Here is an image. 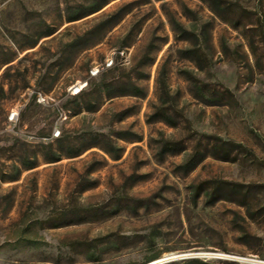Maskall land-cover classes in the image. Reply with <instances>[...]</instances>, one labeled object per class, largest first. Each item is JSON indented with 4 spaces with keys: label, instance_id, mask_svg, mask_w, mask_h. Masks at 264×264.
<instances>
[{
    "label": "rangeland",
    "instance_id": "374dc122",
    "mask_svg": "<svg viewBox=\"0 0 264 264\" xmlns=\"http://www.w3.org/2000/svg\"><path fill=\"white\" fill-rule=\"evenodd\" d=\"M193 253L264 261V0H0V264Z\"/></svg>",
    "mask_w": 264,
    "mask_h": 264
},
{
    "label": "built area",
    "instance_id": "2783aa9c",
    "mask_svg": "<svg viewBox=\"0 0 264 264\" xmlns=\"http://www.w3.org/2000/svg\"><path fill=\"white\" fill-rule=\"evenodd\" d=\"M117 55H119L122 59H124L126 57V52L125 51H119L117 53ZM114 58H108L106 59L105 61V65H104V68H111L114 66ZM101 70H100V67H93L91 70H90V76L92 78H95L97 76H99ZM87 86V83H80V84H77V85H74L71 87V93L73 95H78L80 94L83 89ZM16 114L15 113H12L11 116H10V120H14L16 118ZM215 254H218V253H201L200 255L198 256H195V257H204V258H208V259H217V260H224V259H227V258H223L221 256H217ZM228 260V259H227ZM229 260H238V259H229Z\"/></svg>",
    "mask_w": 264,
    "mask_h": 264
},
{
    "label": "bare ground",
    "instance_id": "6f19581e",
    "mask_svg": "<svg viewBox=\"0 0 264 264\" xmlns=\"http://www.w3.org/2000/svg\"><path fill=\"white\" fill-rule=\"evenodd\" d=\"M185 255H188V254H184V255H180V256H185ZM215 255L221 256L223 258H227L228 260L229 259H238V260H241V261H244V262H250V263H254V264H264V261L257 260V259H252V258H243V257L226 255V254H221V253H218V254H215ZM172 257L174 258V257H179V256L173 255ZM155 263L156 262L150 263V264H155Z\"/></svg>",
    "mask_w": 264,
    "mask_h": 264
},
{
    "label": "water",
    "instance_id": "95a60500",
    "mask_svg": "<svg viewBox=\"0 0 264 264\" xmlns=\"http://www.w3.org/2000/svg\"><path fill=\"white\" fill-rule=\"evenodd\" d=\"M201 253H193V254H188V255H185V256H179V257H170V258H166L165 260L163 261H169V260H173V259H176V258H187V257H195V256H198L200 255ZM162 262V261H161Z\"/></svg>",
    "mask_w": 264,
    "mask_h": 264
}]
</instances>
